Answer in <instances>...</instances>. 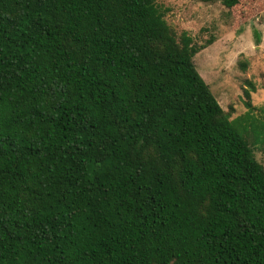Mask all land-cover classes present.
<instances>
[{
  "label": "trees",
  "instance_id": "trees-1",
  "mask_svg": "<svg viewBox=\"0 0 264 264\" xmlns=\"http://www.w3.org/2000/svg\"><path fill=\"white\" fill-rule=\"evenodd\" d=\"M159 1L0 0V264H264L256 87L231 119Z\"/></svg>",
  "mask_w": 264,
  "mask_h": 264
},
{
  "label": "rangeland",
  "instance_id": "rangeland-1",
  "mask_svg": "<svg viewBox=\"0 0 264 264\" xmlns=\"http://www.w3.org/2000/svg\"><path fill=\"white\" fill-rule=\"evenodd\" d=\"M159 2L170 8L166 19L177 36L186 31L199 45L213 39L194 62L231 119L246 114L244 92L250 81L256 87L250 99L256 108L253 116L264 121V0H238L232 8L221 1ZM249 133L253 142L255 133ZM254 149L264 165V146L257 144Z\"/></svg>",
  "mask_w": 264,
  "mask_h": 264
}]
</instances>
